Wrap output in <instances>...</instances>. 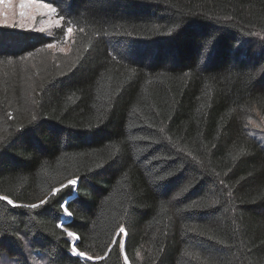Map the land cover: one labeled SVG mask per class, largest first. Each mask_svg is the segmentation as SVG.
Here are the masks:
<instances>
[{
	"label": "trees",
	"instance_id": "1",
	"mask_svg": "<svg viewBox=\"0 0 264 264\" xmlns=\"http://www.w3.org/2000/svg\"><path fill=\"white\" fill-rule=\"evenodd\" d=\"M30 1L58 24L0 23V264H264V0Z\"/></svg>",
	"mask_w": 264,
	"mask_h": 264
},
{
	"label": "rangeland",
	"instance_id": "2",
	"mask_svg": "<svg viewBox=\"0 0 264 264\" xmlns=\"http://www.w3.org/2000/svg\"><path fill=\"white\" fill-rule=\"evenodd\" d=\"M27 7L24 9L20 8L21 0H5V3H0V23H15L23 21L26 24H32L33 21H36L39 26L46 29L47 32L56 24L57 20L53 17L52 8L48 5L32 2L30 0H25ZM23 12V15H21ZM67 33L70 34L71 31L67 29ZM68 40L62 44H58L61 48H67ZM264 127V122H262ZM39 203V202H38ZM34 203H32L33 205ZM35 204H37L35 202ZM122 233L120 230L116 233L120 235ZM34 258V257H31ZM39 258V257H37ZM36 261L33 259V263ZM6 264H14L8 259L5 260ZM36 264H45V259L42 258L36 262Z\"/></svg>",
	"mask_w": 264,
	"mask_h": 264
},
{
	"label": "snow or ice",
	"instance_id": "3",
	"mask_svg": "<svg viewBox=\"0 0 264 264\" xmlns=\"http://www.w3.org/2000/svg\"><path fill=\"white\" fill-rule=\"evenodd\" d=\"M0 3H5V0H0ZM25 7H27V4H26L25 0H21L20 8L21 9H24ZM21 15H23V12H21ZM69 31H71V29H69ZM69 183L70 184H75L76 181L73 180V181H70ZM0 199L6 200L7 198L6 197H0ZM8 203L11 204L12 202L11 201H8ZM41 203L43 204V203H46V202L45 201H42ZM31 207L36 208L38 206L37 205H32ZM68 215H70V213H68ZM120 231L121 232H124L125 230L123 228H121ZM68 235L69 236H72L73 233L72 232H69ZM78 255L81 256V257H83L85 254L83 252H80V253H78Z\"/></svg>",
	"mask_w": 264,
	"mask_h": 264
},
{
	"label": "water",
	"instance_id": "4",
	"mask_svg": "<svg viewBox=\"0 0 264 264\" xmlns=\"http://www.w3.org/2000/svg\"><path fill=\"white\" fill-rule=\"evenodd\" d=\"M0 197H4L3 195H0ZM7 198V197H6ZM44 199V198H43ZM43 199H41V200H39V201H37L36 203H38V202H40V201H42ZM7 201H11V200H9L8 198L6 199ZM12 202V201H11ZM14 202H12V204H13ZM35 204V203H34Z\"/></svg>",
	"mask_w": 264,
	"mask_h": 264
}]
</instances>
